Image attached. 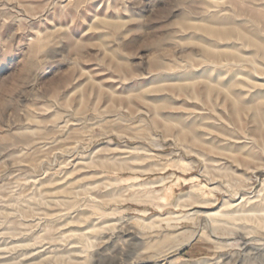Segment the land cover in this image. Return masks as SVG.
Returning <instances> with one entry per match:
<instances>
[{"label":"rangeland","instance_id":"374dc122","mask_svg":"<svg viewBox=\"0 0 264 264\" xmlns=\"http://www.w3.org/2000/svg\"><path fill=\"white\" fill-rule=\"evenodd\" d=\"M0 264H264V0H0Z\"/></svg>","mask_w":264,"mask_h":264},{"label":"bare ground","instance_id":"6f19581e","mask_svg":"<svg viewBox=\"0 0 264 264\" xmlns=\"http://www.w3.org/2000/svg\"><path fill=\"white\" fill-rule=\"evenodd\" d=\"M218 33V32H217Z\"/></svg>","mask_w":264,"mask_h":264}]
</instances>
